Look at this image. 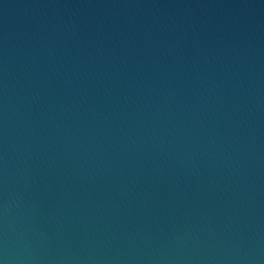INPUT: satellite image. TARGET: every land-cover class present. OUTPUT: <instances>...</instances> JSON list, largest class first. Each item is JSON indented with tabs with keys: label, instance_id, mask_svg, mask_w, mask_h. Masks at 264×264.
I'll list each match as a JSON object with an SVG mask.
<instances>
[{
	"label": "water",
	"instance_id": "1",
	"mask_svg": "<svg viewBox=\"0 0 264 264\" xmlns=\"http://www.w3.org/2000/svg\"><path fill=\"white\" fill-rule=\"evenodd\" d=\"M0 264H264V0H0Z\"/></svg>",
	"mask_w": 264,
	"mask_h": 264
}]
</instances>
